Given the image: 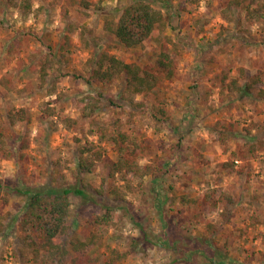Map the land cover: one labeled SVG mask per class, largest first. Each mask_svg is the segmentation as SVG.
<instances>
[{"label": "rangeland", "instance_id": "rangeland-1", "mask_svg": "<svg viewBox=\"0 0 264 264\" xmlns=\"http://www.w3.org/2000/svg\"><path fill=\"white\" fill-rule=\"evenodd\" d=\"M17 1L0 0V115L9 126L7 145L17 150L15 158L0 156V180L22 189L74 184L80 150L93 144L103 152L94 171L82 174L87 197L72 196L67 239L97 237L79 253L78 264H208L191 249L210 237L209 223L219 228L210 237L219 253L212 264H264V99L232 95L226 87L240 67L249 74L264 70L260 23L224 19L230 0H147L164 12L167 26L127 48L105 24L135 0H32L28 13L13 6ZM96 51L154 69L166 51L175 74L154 92L126 99L122 82L89 79L88 60ZM49 53L54 64L42 81ZM89 96L103 107L85 118ZM20 108L27 120L10 126L7 115ZM91 118L102 123L105 135ZM119 131L148 146L138 162L149 165L150 173L130 180L109 174L107 164L118 159V151L106 137ZM224 162L232 167L223 168ZM114 187L125 200H115ZM216 189V196L232 201L215 208L204 202ZM191 200L197 202L189 207ZM25 203L23 193L11 194L7 203L0 198V264H42L15 256L25 245L26 232L18 226ZM101 204L111 210L108 220L97 223L96 214L105 212ZM166 233L172 247L160 243Z\"/></svg>", "mask_w": 264, "mask_h": 264}, {"label": "trees", "instance_id": "trees-1", "mask_svg": "<svg viewBox=\"0 0 264 264\" xmlns=\"http://www.w3.org/2000/svg\"><path fill=\"white\" fill-rule=\"evenodd\" d=\"M13 6H19L28 13L32 10L33 2L32 0H18ZM222 16L224 19L236 21L237 25L243 24L244 20H256L260 23V27L264 32V1L258 3V0H230L222 11ZM166 26V17L160 8L147 0H135L123 8L119 17H109L105 24V30L125 47L136 48L150 41L156 33L163 31ZM54 60V55L49 53L41 68L42 81L48 75L47 67H51ZM88 63L91 67L90 80H99L103 83L122 82L124 85L122 95L126 99H132L134 95H147L154 92L161 85L164 78H172L175 74L174 59L166 51H162L158 55L155 63L156 69L142 66L137 62H127L124 57L109 51L94 52ZM238 71L239 75L226 84L231 94L237 93L239 97L255 95L260 99H264V70L249 74L245 67H240ZM89 98L90 100L82 108L83 117L85 118H90L103 107V102L100 99L93 96H89ZM157 110L162 115L165 114L164 108L159 107ZM54 111L55 109L51 108L47 110V113L52 114ZM1 117L0 115V156L5 159H12L15 158L17 150H13L7 145L6 129L9 126L3 122ZM7 117L10 126H13L17 121L27 120L24 108L10 111ZM64 120L70 123L73 121L69 118ZM92 122L95 125L99 124V126L102 124L96 118H91ZM103 130L100 126L98 131L102 133ZM225 137L222 136L223 141H225ZM106 139L117 146L118 151V159L107 164L110 170L109 174L112 177L120 175L122 179L130 180L131 177L144 176L150 173L149 165L143 167L138 162L141 153L145 148H148L147 145H142L141 142L132 139L128 134L121 131H119L118 136L110 135ZM24 146L27 147V144H24ZM102 158L103 152L99 148H95L93 144H87L81 149L75 164L76 181L74 184L68 182L49 183L41 187L22 189L19 184H11L0 180V198L3 197L6 203L9 201L11 194H26L24 212L18 221L19 229L26 232L23 242L25 245L21 251L15 252V256L20 258L22 263L32 261L42 264H67L71 259L74 264H78L80 262L79 253L91 249L93 244L96 243V234L86 238L73 236L70 240L67 237L72 232L69 221L72 214V196L87 197L86 184L83 181L82 174L93 172L97 162ZM228 167H232V163L224 162L223 168ZM111 191L115 194L116 201L125 200L117 187L112 188ZM216 194L217 189L205 194L203 201L209 202L211 200L213 208L224 202L226 198L232 201L231 197L222 194L216 196ZM182 200L188 201L186 197H183ZM195 202L197 200H191L188 206L191 207ZM224 205L227 212L229 203ZM156 206L159 207L158 204ZM100 207L105 212L96 214L95 221L97 223L108 220L109 217L106 211L111 210L104 204H101ZM208 228L212 229L209 233L210 237H214V233L219 231V228L212 223L208 224ZM3 230L4 226L1 222L0 231ZM143 232H145L144 228ZM166 236L167 240L165 239L160 243H165L169 247L175 245L172 238L170 240L168 233H166ZM210 237L205 235L196 240L191 249L193 257L202 252L208 264H212L216 255L219 254L215 247L216 241L214 242ZM144 238L148 240L146 235ZM178 249L182 251L181 246ZM187 258H190V256H187ZM187 258L186 260H188ZM114 261L116 260L112 262ZM219 263L224 264V261L222 262V259H219Z\"/></svg>", "mask_w": 264, "mask_h": 264}]
</instances>
